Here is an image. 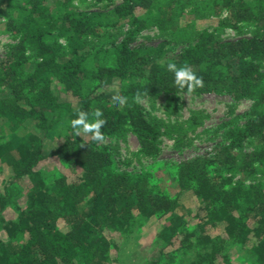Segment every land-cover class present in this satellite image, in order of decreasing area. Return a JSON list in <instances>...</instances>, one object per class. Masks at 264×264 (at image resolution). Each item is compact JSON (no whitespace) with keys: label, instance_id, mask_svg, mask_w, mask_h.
I'll return each instance as SVG.
<instances>
[{"label":"trees","instance_id":"16d2710c","mask_svg":"<svg viewBox=\"0 0 264 264\" xmlns=\"http://www.w3.org/2000/svg\"><path fill=\"white\" fill-rule=\"evenodd\" d=\"M73 2L0 0V32L14 40L0 57V264H119L123 240L149 223L154 241L139 264H264V0H121L91 14ZM209 18L250 37L221 42L198 26ZM121 22L122 42L89 51ZM150 26L189 45L173 56L164 43L128 47ZM169 63L202 86H177ZM181 95L250 104L224 145L163 179L114 170L107 148L71 126L79 111L89 123L101 112L103 140L128 134L152 156L159 128L138 100L174 105ZM51 162L71 175L48 178Z\"/></svg>","mask_w":264,"mask_h":264},{"label":"rangeland","instance_id":"374dc122","mask_svg":"<svg viewBox=\"0 0 264 264\" xmlns=\"http://www.w3.org/2000/svg\"><path fill=\"white\" fill-rule=\"evenodd\" d=\"M120 2L121 0H74L73 4L76 12L91 14L107 12ZM209 19L199 22L198 26L207 28L221 42H234L240 38L250 37L246 28L239 31L218 29L216 18ZM129 30V25L121 22L107 29L105 39L88 40L87 47L89 51L99 48L108 49L113 43L122 42ZM13 43L14 40L10 36L0 32V57L8 52ZM160 43L165 44L164 50L171 56L178 55L189 45L177 42L168 33H161L154 26L148 27L126 42L130 48L156 47ZM260 65L264 72V63ZM229 101L224 96L205 95L193 98L181 95L172 105L163 97L155 101L141 98L138 103L146 120L149 123L156 121L159 128L157 152L152 156L138 153L136 140L128 134L114 140L105 139L99 142V145L109 151L114 170L131 174L150 172L163 179L167 174L166 168L224 145L223 133L232 126H240L245 122L250 103L240 102L230 110L227 106ZM26 126L34 130L30 121H27ZM44 143L47 147L51 145L47 140ZM244 150H248V146H245ZM42 170L48 178L54 175L65 177L71 175V171L58 162L48 163ZM2 178L3 174L0 173V181ZM13 211L14 209L8 208L5 210V215L11 218L14 216ZM154 234L155 227L149 223L142 230L125 238L119 252V264H139L145 255L143 246L150 247L153 244Z\"/></svg>","mask_w":264,"mask_h":264},{"label":"clouds","instance_id":"9594fccd","mask_svg":"<svg viewBox=\"0 0 264 264\" xmlns=\"http://www.w3.org/2000/svg\"><path fill=\"white\" fill-rule=\"evenodd\" d=\"M167 69L173 73L174 81L177 86L184 88L187 86V90L191 92L194 88L202 86V80L197 77L193 72L189 71L186 67L177 68L174 63H169ZM114 102L118 104H124L125 97H114ZM101 112H96L94 116L95 123H89V117L84 111H79L77 118L71 121V126L74 131L79 134L82 129L85 134H93V142H102L104 137L101 130L105 128V121L101 119Z\"/></svg>","mask_w":264,"mask_h":264}]
</instances>
